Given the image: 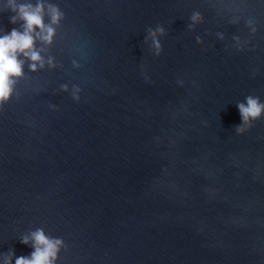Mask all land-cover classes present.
<instances>
[{
    "label": "water",
    "instance_id": "obj_1",
    "mask_svg": "<svg viewBox=\"0 0 264 264\" xmlns=\"http://www.w3.org/2000/svg\"><path fill=\"white\" fill-rule=\"evenodd\" d=\"M4 2L0 35L19 27ZM45 2L64 19L36 47L57 67L26 62L0 107V257L42 228L56 264H264V117L234 130L238 102H264V0Z\"/></svg>",
    "mask_w": 264,
    "mask_h": 264
},
{
    "label": "clouds",
    "instance_id": "obj_2",
    "mask_svg": "<svg viewBox=\"0 0 264 264\" xmlns=\"http://www.w3.org/2000/svg\"><path fill=\"white\" fill-rule=\"evenodd\" d=\"M4 11L10 12L9 23L19 24V27H13L10 32L0 35V107L7 104L16 93V86L24 78V68L27 62L28 71L35 73L43 70L45 66L49 69L57 67L52 56L47 59L42 55L45 48L52 45L56 36V31L60 22L64 19V13L59 7L52 3H46L45 0H36L35 4L31 2L19 3L18 0H5ZM47 18V23L45 19ZM203 22L199 12H193L190 16L188 25L189 31L194 26ZM235 23V21H233ZM246 27L250 34L256 32L254 22L248 20ZM145 43L150 41V51L153 56L158 57L161 54L162 46L159 38L165 35L162 26L157 25L155 30L148 28L146 30ZM222 38V37H221ZM234 42L239 44V38L233 37ZM41 43L45 48H37V43ZM200 37L196 38V43L200 44ZM237 47L236 51H241ZM73 68H79L80 65L72 62ZM60 92H69L68 85L60 86ZM81 89L77 86L71 88V99L79 102ZM18 99L19 97L16 96ZM236 107L240 116V124L235 126L237 135L248 131L252 124L264 117V102L259 97L249 95L243 102H238ZM52 111L58 110L55 106L49 105ZM19 242L22 245L30 246L33 250L28 256L15 258V264H56L59 253L65 249V244L61 238H56L46 234L42 228H36L34 231L23 235ZM14 252L12 250L0 257V264H12Z\"/></svg>",
    "mask_w": 264,
    "mask_h": 264
}]
</instances>
